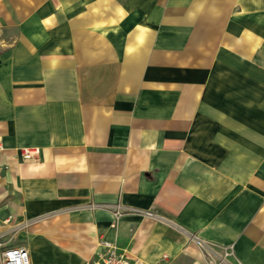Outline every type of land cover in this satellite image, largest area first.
<instances>
[{
    "label": "crops",
    "instance_id": "1",
    "mask_svg": "<svg viewBox=\"0 0 264 264\" xmlns=\"http://www.w3.org/2000/svg\"><path fill=\"white\" fill-rule=\"evenodd\" d=\"M0 148L28 264H264V0H0Z\"/></svg>",
    "mask_w": 264,
    "mask_h": 264
},
{
    "label": "built area",
    "instance_id": "2",
    "mask_svg": "<svg viewBox=\"0 0 264 264\" xmlns=\"http://www.w3.org/2000/svg\"><path fill=\"white\" fill-rule=\"evenodd\" d=\"M19 155L23 159H34L38 155V150L36 148H21ZM101 207L108 210L112 219L110 225L112 228H115L118 220L125 215L132 214L153 218L152 214L147 211L126 208L119 203ZM197 245L204 264H225L226 259L233 255L232 246L230 245L221 248H214L201 242H198ZM97 246L99 247V252L96 254V257L86 264H140L136 259L130 260L124 252H119L112 242L100 240ZM166 260L167 256L162 254L155 264H164ZM0 264H28L27 252L21 246L9 247L0 242Z\"/></svg>",
    "mask_w": 264,
    "mask_h": 264
}]
</instances>
